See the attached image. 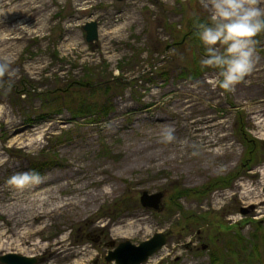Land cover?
I'll list each match as a JSON object with an SVG mask.
<instances>
[{
  "label": "rangeland",
  "instance_id": "374dc122",
  "mask_svg": "<svg viewBox=\"0 0 264 264\" xmlns=\"http://www.w3.org/2000/svg\"><path fill=\"white\" fill-rule=\"evenodd\" d=\"M30 1L20 15L42 21L43 34L0 47V63L10 62L12 71L0 76V110L17 124L10 129L7 117L0 119V224L42 226L33 240L47 248L9 252L34 257L32 264H69L73 258L51 251L62 238L59 250L81 254L76 260L114 264L104 257L118 242L137 244L171 229L143 264H212L218 249L222 264H264V203L256 208L234 188L255 184L264 166V140L251 120L264 109V32L254 38L251 71L223 90L214 83L218 69L200 64L205 53L195 24L208 16L201 0H95L86 12L73 10V0ZM251 2L264 8V0ZM87 22L96 23L91 42ZM39 62L41 69H31ZM168 128L174 138L165 142ZM201 135L220 140L206 151L232 143L231 155H203ZM25 171L38 182L8 183ZM96 177L102 182L84 186ZM141 191L161 192L160 209L140 205ZM37 192L46 210L78 205L64 204L38 223L31 216Z\"/></svg>",
  "mask_w": 264,
  "mask_h": 264
},
{
  "label": "bare ground",
  "instance_id": "6f19581e",
  "mask_svg": "<svg viewBox=\"0 0 264 264\" xmlns=\"http://www.w3.org/2000/svg\"><path fill=\"white\" fill-rule=\"evenodd\" d=\"M95 2V0H73L71 2V7L73 10L78 11H82V12H86L88 11L89 7L86 6L87 5H92ZM13 3V0H0V47H18V39L20 38H25L28 37L29 35H37V36H41L43 34L44 28H43V23L42 21H40V23L37 20H32L30 19V21H28V17H23L20 15L21 11L20 8L23 7L24 5H26L28 8L31 6L32 2L30 0H25L23 2L18 3ZM49 4H53L52 1H50ZM77 5H80V7H78ZM54 10L50 11L49 10V16L51 17L54 14ZM113 17H110V19H112ZM108 22V20H107ZM35 25H40L39 28L35 27ZM123 29V27H119L116 30L113 31H108L106 33H111L112 35H115V33L117 32H121ZM3 48H0V52L3 51ZM41 62H39L36 66L31 67L34 69H41ZM26 68V67H24ZM183 102H181V106L183 107ZM5 111H1L0 110V119L1 117L5 116L7 118H5V120H9L7 121V126L8 128H12L14 126H16V120H13L10 118V116H6ZM172 115H174V118H177V116L180 115V113L177 112H172ZM11 119V120H10ZM251 120L253 121L254 125L257 128V132L260 135V138L262 140H264V109L261 110H257L254 114V116L251 117ZM198 129L200 130V127H198ZM195 131V129H194ZM25 136V134H23V136L21 135H16L13 139L14 140H20L21 138L23 139ZM221 137H225V136H221ZM12 141V140H11ZM198 150L200 152H203V155H206L207 157L210 155L208 152H210L211 154L214 155V157H219V155H223L226 154L227 151H230V154L232 153V151L230 150L231 147H233V144L230 143L226 146L225 149H223L222 152L218 153L214 152V151H206L205 149H208L210 146L217 144L218 142H220V140H216L215 138H206L205 136L201 135L200 136V140H198ZM1 164V163H0ZM80 169V168H79ZM104 168L100 169V172H104L103 170ZM99 171V170H98ZM256 171H251L250 174L253 175L255 174ZM257 173H259L260 175V179L256 180L255 184L249 183V182H239L238 184H236L234 186L235 189L238 190L239 193V197L243 198L244 200H247L249 203H253L254 207L256 208H260L261 205L264 203V166L259 167V170H257ZM48 183V181L46 180L43 183ZM94 182H102L101 181V177L100 178H94L93 180H90L88 183H85L84 186H89V184H92ZM73 191H77V194H79L78 192L81 190L79 188L73 187L72 188ZM86 193H89V191H85ZM100 192L102 193H107L108 191L106 189L104 190H100ZM33 199L35 200V202H38L35 208H31L32 209V220L35 222L40 223L41 219L43 216H45L46 214L50 213L51 211H55V210H60L59 208H62L64 204H68L70 205L71 208L75 207V205H78V201L77 202H71V201H64L61 202V204H59L58 206H56L55 208L53 207L52 209L44 207L45 209H43V206H45V202L46 199L44 197L41 196V193L37 192L34 193L33 195ZM97 196V195H96ZM81 202H84V204L89 202V199H83ZM85 204V205H86ZM0 215H3V213L0 212ZM8 219H6V226L7 228H5L4 226H2L0 224V250L2 251H6L7 253H13V252H9V251H16V252H23L25 254H32L34 252H37L41 249H45L47 248L46 245L41 244L40 241H36L33 240V234H36L37 232H39L43 227L42 226H38L36 228L33 229H20V230H16L17 226L21 223H24L25 220H22L23 222L20 223H15V225H9V223L7 222ZM20 221V220H18ZM116 233L117 234H128L129 232H126V230L124 231H120L119 228H116ZM121 236H125V235H121ZM64 239H58L57 242H55L54 244V248H52L51 251H59L60 253H63L61 255V260L68 258L73 260L69 261V264H86L87 262L82 261V260H76V256L77 255H81V254H77L74 251H72V249H70L69 247H64L61 250H59L61 246H65L66 244L63 243ZM56 243H60L62 245H57ZM85 250V249H83ZM77 251V250H76ZM83 253V252H81ZM4 254V253H3ZM42 261H46L44 260L45 258H42ZM43 264H46L45 262ZM47 264H51L50 262Z\"/></svg>",
  "mask_w": 264,
  "mask_h": 264
},
{
  "label": "clouds",
  "instance_id": "9594fccd",
  "mask_svg": "<svg viewBox=\"0 0 264 264\" xmlns=\"http://www.w3.org/2000/svg\"><path fill=\"white\" fill-rule=\"evenodd\" d=\"M207 10L206 21L195 24L196 35L205 55L200 59L203 66L218 69L214 83L223 90L234 85L252 69L254 38L264 32V8L251 0H201ZM12 75L10 62L0 63V76ZM162 138L171 141L173 130H164ZM39 175L25 171L14 174L8 183L23 187L38 182Z\"/></svg>",
  "mask_w": 264,
  "mask_h": 264
},
{
  "label": "water",
  "instance_id": "95a60500",
  "mask_svg": "<svg viewBox=\"0 0 264 264\" xmlns=\"http://www.w3.org/2000/svg\"><path fill=\"white\" fill-rule=\"evenodd\" d=\"M83 29L85 31V40L87 42L97 39L95 22L85 23ZM162 196L163 194H161V192L147 194L146 191H141L140 205L152 210H159V203ZM170 232V229L155 232L154 234H151L149 238L140 241L137 244H134L127 239L122 240L118 242L111 251H108L104 258L106 261H113L114 264H143L167 242ZM111 245H113V242H111ZM0 261L4 264H32L35 259L34 257L7 253L0 256Z\"/></svg>",
  "mask_w": 264,
  "mask_h": 264
},
{
  "label": "trees",
  "instance_id": "16d2710c",
  "mask_svg": "<svg viewBox=\"0 0 264 264\" xmlns=\"http://www.w3.org/2000/svg\"><path fill=\"white\" fill-rule=\"evenodd\" d=\"M198 22H201V21H198ZM195 34H196V31H195ZM195 34H193V36H195ZM95 83H97V81H95ZM77 108H79V107H77ZM81 108H83V106ZM79 113H84V112H82L80 110L75 111V114H79ZM89 114H94V112L92 111V113H89ZM178 194H180V192ZM175 207L180 212V207H178L177 204L175 205ZM211 261H212V264H222L223 263L222 253H221L220 249L214 250L211 252Z\"/></svg>",
  "mask_w": 264,
  "mask_h": 264
}]
</instances>
